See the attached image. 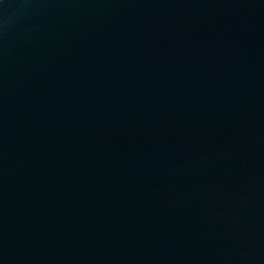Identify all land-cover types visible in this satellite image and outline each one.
I'll use <instances>...</instances> for the list:
<instances>
[{"label":"water","instance_id":"obj_1","mask_svg":"<svg viewBox=\"0 0 264 264\" xmlns=\"http://www.w3.org/2000/svg\"><path fill=\"white\" fill-rule=\"evenodd\" d=\"M0 264H264V0H0Z\"/></svg>","mask_w":264,"mask_h":264}]
</instances>
